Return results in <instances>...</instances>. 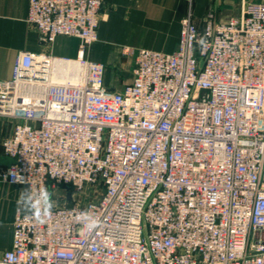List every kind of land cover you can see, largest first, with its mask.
Returning a JSON list of instances; mask_svg holds the SVG:
<instances>
[{
  "label": "built area",
  "instance_id": "built-area-1",
  "mask_svg": "<svg viewBox=\"0 0 264 264\" xmlns=\"http://www.w3.org/2000/svg\"><path fill=\"white\" fill-rule=\"evenodd\" d=\"M104 2L29 0L42 39L80 45L76 59L24 51L0 80V116L15 120L4 179L55 201L42 220L17 211L0 264H264V2L227 21L209 11L202 28L189 12L172 53L126 49L120 91L84 57Z\"/></svg>",
  "mask_w": 264,
  "mask_h": 264
},
{
  "label": "crops",
  "instance_id": "crops-1",
  "mask_svg": "<svg viewBox=\"0 0 264 264\" xmlns=\"http://www.w3.org/2000/svg\"><path fill=\"white\" fill-rule=\"evenodd\" d=\"M244 1L264 2L105 0L97 40L85 48L84 57L102 63L107 89L120 91L134 78L135 56L126 54V49L172 53L179 46L182 19L189 12L195 25L202 28L209 11H214L217 20L227 21L240 14ZM28 12L29 0H0V80L12 79L16 59L24 51L50 54L58 59L78 57V37L58 35L52 43H47L38 30L29 25ZM14 124V119L0 116V259L12 248L15 215L17 211L25 212L17 202L20 191L28 189L26 185H14L4 179V173L12 163L5 159L8 156L2 141L12 134Z\"/></svg>",
  "mask_w": 264,
  "mask_h": 264
},
{
  "label": "clouds",
  "instance_id": "clouds-1",
  "mask_svg": "<svg viewBox=\"0 0 264 264\" xmlns=\"http://www.w3.org/2000/svg\"><path fill=\"white\" fill-rule=\"evenodd\" d=\"M197 44L201 49L205 48L207 41L205 37H201ZM11 175L15 176L16 183H24V178L18 173L10 172ZM18 205L27 213H30L37 220H42L44 217H49L52 214V209L55 205L53 200V193L48 190V188H41L38 192L33 193L29 189H23L20 191V196L18 199ZM76 219L78 221L84 222L85 229L89 232L96 230L100 221L94 218L88 212L80 213Z\"/></svg>",
  "mask_w": 264,
  "mask_h": 264
},
{
  "label": "water",
  "instance_id": "water-1",
  "mask_svg": "<svg viewBox=\"0 0 264 264\" xmlns=\"http://www.w3.org/2000/svg\"><path fill=\"white\" fill-rule=\"evenodd\" d=\"M201 64H202V62H201ZM7 161H9V162H11V163H13L14 162V159L13 158H11V157H6L5 158ZM68 200L70 201L71 200V194L70 193H68Z\"/></svg>",
  "mask_w": 264,
  "mask_h": 264
},
{
  "label": "bare ground",
  "instance_id": "bare-ground-1",
  "mask_svg": "<svg viewBox=\"0 0 264 264\" xmlns=\"http://www.w3.org/2000/svg\"><path fill=\"white\" fill-rule=\"evenodd\" d=\"M56 63H58V65H53V67H54V70H60V69H62L63 68V66H62V64L60 63V62H56ZM55 64V63H54ZM75 82H76V80H74Z\"/></svg>",
  "mask_w": 264,
  "mask_h": 264
},
{
  "label": "rangeland",
  "instance_id": "rangeland-1",
  "mask_svg": "<svg viewBox=\"0 0 264 264\" xmlns=\"http://www.w3.org/2000/svg\"><path fill=\"white\" fill-rule=\"evenodd\" d=\"M87 189H88V188H87ZM66 190H67V188H65V187H63V188L60 189V191H66ZM55 195H56V194L54 193V196H55ZM67 204H72V203H71V201H68Z\"/></svg>",
  "mask_w": 264,
  "mask_h": 264
}]
</instances>
